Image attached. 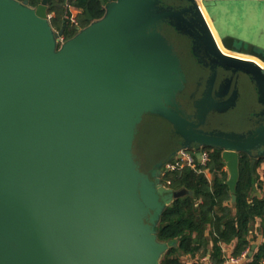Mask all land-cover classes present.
<instances>
[{
    "label": "water",
    "instance_id": "1",
    "mask_svg": "<svg viewBox=\"0 0 264 264\" xmlns=\"http://www.w3.org/2000/svg\"><path fill=\"white\" fill-rule=\"evenodd\" d=\"M183 1L101 0L104 16L87 9L89 25L61 43L50 0H0V264H160L178 243L158 239L162 214L188 190L165 186L166 161L147 173L136 159L147 115L170 124L178 154L196 149L200 160L204 147L219 149L236 202L241 155L252 173L264 158V47L216 32L224 52L199 1ZM205 1L264 2L200 0L205 11ZM169 32L209 61L186 109L188 78ZM240 74L257 87L261 124L205 129L211 113L237 105Z\"/></svg>",
    "mask_w": 264,
    "mask_h": 264
},
{
    "label": "trees",
    "instance_id": "2",
    "mask_svg": "<svg viewBox=\"0 0 264 264\" xmlns=\"http://www.w3.org/2000/svg\"><path fill=\"white\" fill-rule=\"evenodd\" d=\"M37 7L41 0H19ZM111 3L116 0H105ZM70 7L81 10L78 22L81 28L89 25L86 10L95 20L105 14L101 0H50L49 14L53 15V28L62 33L64 40H69L78 33L77 26L67 18L71 16ZM209 154L206 164H201L196 151L188 150L196 163L195 168L184 167L167 171L162 181L170 188H185L189 194L176 199L168 206L161 217L158 239L162 242L178 240L161 259L160 264H206L208 257L211 264H223L225 255L223 245L236 244L233 256L239 257L251 246L248 236L258 218H264V198L252 195L259 177L251 171V158L247 154L240 157V178L236 190V202L227 180L229 172L223 165L222 152L213 147L202 149ZM264 162L260 159L259 163ZM258 166L256 163L255 169ZM213 175L209 181L204 171ZM264 230V225H263ZM188 260H193L189 262ZM245 264H264V243L261 244Z\"/></svg>",
    "mask_w": 264,
    "mask_h": 264
},
{
    "label": "rangeland",
    "instance_id": "3",
    "mask_svg": "<svg viewBox=\"0 0 264 264\" xmlns=\"http://www.w3.org/2000/svg\"><path fill=\"white\" fill-rule=\"evenodd\" d=\"M204 6L207 11H205V15L215 35L217 33L222 37L233 35L251 41L259 47H264V2L225 1L215 3L205 1ZM168 36L176 43V50L180 54L183 69L187 75L188 83L191 85L197 79L198 74L202 73L195 62L197 58L192 52L193 45H188L186 38L176 32H169ZM203 54L201 52L200 56L202 57ZM247 103V100L241 101L234 111L219 117L217 124H220L223 129L231 131L243 128L248 111ZM176 143L177 140L167 121L158 116L147 115L138 127L134 141V154L142 164V168L149 170L158 161L169 157Z\"/></svg>",
    "mask_w": 264,
    "mask_h": 264
},
{
    "label": "crops",
    "instance_id": "4",
    "mask_svg": "<svg viewBox=\"0 0 264 264\" xmlns=\"http://www.w3.org/2000/svg\"><path fill=\"white\" fill-rule=\"evenodd\" d=\"M165 2L168 3V4H171L170 2H173V1L172 0H165ZM200 5H202L201 2H200ZM70 12H71V14H73L72 18H74L78 22V16L81 14V10H79L77 8H74V7H70ZM52 16L53 15H51V18H52ZM213 27H214V25H213ZM77 29L78 30L83 29L79 25V22H78ZM220 71H222V70H220ZM220 73L224 74L225 77L230 76L229 72H223L222 71ZM219 78H220V76H219ZM222 78L223 77L221 76V79ZM195 81L193 83H195ZM204 83H205V81H204ZM233 84H234V82H233ZM238 91H239V95H238V98H237V105L234 108H232L231 110H229L228 112L234 111L237 108V106L240 104L241 101L243 102V101L247 100V102H248L247 103L248 111H247L246 116H245V121H244L245 124H244L243 128H240L238 130H232V131L231 130H225V129H223L221 127L220 124H217L218 118L221 117L223 114L211 113L209 115L208 119H207L206 125L204 126L205 129H207V130L217 129V130H222V131H226V132L247 133V132L255 130L257 127H259V124H261V119H262L260 114H261V111L263 110V105H262V103H260L259 94H258V90H257V87H256L255 83H253L251 81L250 77H248L247 75L240 74L239 79H238ZM224 114H226V113H224ZM172 134H173V132H172ZM173 136L177 140V143H176L175 147L173 148L170 156L167 157L166 159L158 161L149 170H144L142 168L145 172H147V173L150 172L151 170L154 169V167L158 163L165 162L171 156H174L176 158L178 157V156H175V153L178 151V149L180 147V143H179V139L174 134H173ZM259 161H260V159L257 161L258 166L256 167L255 173H254V174L257 175V177H259V183L256 184V186H255V188H254V190L252 192V195L262 199V198H264V162L259 163ZM225 169L227 170L226 167H225ZM204 173H205L206 177L209 179V181L213 180V175L208 170L204 171ZM161 177H163V176L161 175ZM165 186L169 187L167 184H165ZM181 189H185V188H181ZM177 190H179V189H177ZM187 194H189V191H188ZM169 198H172V195H170ZM175 200L176 199L173 198V200L167 205V207L170 206ZM263 225H264V218L263 219L262 218H258L256 220V222L254 223L252 230L250 231V235L248 236V238H249V240H251L252 246L248 250H246V251H249L248 255H247V257H248L247 261L250 259L249 253L251 251H253V253H254L257 250V248L261 244L264 243V230L262 228ZM235 246H236L235 243H233L231 245H223L222 246L223 247V252H224V255H225V260L228 257H232L233 256L232 253L234 251ZM245 252H243V253H245ZM186 260L189 261V262H193L194 261V259L193 260L186 259ZM203 261L206 264H211L209 262V258L208 257L204 258ZM245 263H246V261L243 262V264H245Z\"/></svg>",
    "mask_w": 264,
    "mask_h": 264
},
{
    "label": "built area",
    "instance_id": "5",
    "mask_svg": "<svg viewBox=\"0 0 264 264\" xmlns=\"http://www.w3.org/2000/svg\"><path fill=\"white\" fill-rule=\"evenodd\" d=\"M51 17V15H50ZM69 18L72 23H74L76 26H78V22L72 18V14ZM64 37L62 36L60 38V42L63 43ZM202 153V157L200 159L201 164H206L207 161L209 160V154L206 151L201 150ZM178 157L172 161H169L166 163V165L164 166V169L162 171V176H164V174L167 171H174L177 169H181L184 168L186 166L191 167V168H195L196 167V163H195V159L193 157V155L188 152V150H181L180 153L177 155ZM248 252L246 251L245 253H243L241 256L239 257H228L223 264H243L244 261H247L248 257Z\"/></svg>",
    "mask_w": 264,
    "mask_h": 264
},
{
    "label": "flooded vegetation",
    "instance_id": "6",
    "mask_svg": "<svg viewBox=\"0 0 264 264\" xmlns=\"http://www.w3.org/2000/svg\"><path fill=\"white\" fill-rule=\"evenodd\" d=\"M165 1V0H164ZM173 2H170L171 4L173 3V4H175L176 6H181V5H186V2L185 1H183V0H172ZM199 1V0H198ZM175 2V3H174ZM200 2V1H199ZM186 43L188 44V45H190L191 44V41H189L187 38H186ZM179 50V49H178ZM180 53H181V51H179ZM180 55V54H179ZM203 59L201 60L202 62L200 63V61H198V59L195 61L196 62V65L198 64V66H199V68L202 70V73H200V74H198V77H197V79H196V81H195V83H192L191 85H189V83L187 84V89H186V91H185V93L184 94H186V95H181L180 96V102H181V104H182V109H186L185 108V102H184V96H189V95H191L195 90H197L198 89V86L197 85H199L200 86V84H201V87H200V91H201V89H202V87H203V84H204V81H205V79H206V77L208 76V74H209V70H210V66H208L207 67V65L206 64H208V58L203 54ZM206 63V64H205ZM191 120H193L192 118H191ZM193 151L195 152H197V150L196 149H193ZM178 154L177 153H175V156H177ZM174 159H176V157H174V156H171L169 159H167L166 160V162H165V165H166V163L167 162H169V161H172V160H174ZM164 165V166H165ZM163 169H164V167H163ZM163 169H162V171H163Z\"/></svg>",
    "mask_w": 264,
    "mask_h": 264
},
{
    "label": "bare ground",
    "instance_id": "7",
    "mask_svg": "<svg viewBox=\"0 0 264 264\" xmlns=\"http://www.w3.org/2000/svg\"><path fill=\"white\" fill-rule=\"evenodd\" d=\"M199 1H200V0H199ZM199 4H200V2H199ZM201 9H202V11H203V13H204V15H205V9H204V7H203L202 5H201ZM205 18H206V20H207V22H208V24H209V21H208L206 15H205ZM209 26H210V24H209ZM210 28H211V26H210ZM211 30H212V28H211ZM212 32H213V30H212ZM213 34H214L215 38L217 39V41H218V43H219V47H220L224 52H226V51L222 48V46H221V44H220V40H219L218 35H215L214 32H213Z\"/></svg>",
    "mask_w": 264,
    "mask_h": 264
}]
</instances>
